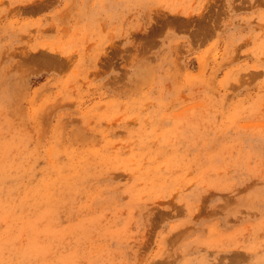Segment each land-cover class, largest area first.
<instances>
[{"label":"rangeland","instance_id":"rangeland-1","mask_svg":"<svg viewBox=\"0 0 264 264\" xmlns=\"http://www.w3.org/2000/svg\"><path fill=\"white\" fill-rule=\"evenodd\" d=\"M0 264H264V0H0Z\"/></svg>","mask_w":264,"mask_h":264}]
</instances>
